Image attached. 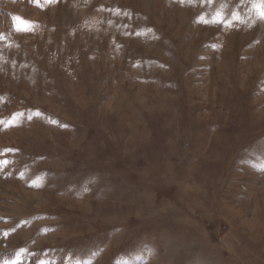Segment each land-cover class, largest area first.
Masks as SVG:
<instances>
[{
	"label": "rangeland",
	"instance_id": "obj_1",
	"mask_svg": "<svg viewBox=\"0 0 264 264\" xmlns=\"http://www.w3.org/2000/svg\"><path fill=\"white\" fill-rule=\"evenodd\" d=\"M261 11L0 0V264H264Z\"/></svg>",
	"mask_w": 264,
	"mask_h": 264
},
{
	"label": "snow or ice",
	"instance_id": "obj_2",
	"mask_svg": "<svg viewBox=\"0 0 264 264\" xmlns=\"http://www.w3.org/2000/svg\"><path fill=\"white\" fill-rule=\"evenodd\" d=\"M181 2L183 3V0H181ZM260 16L262 19H264V11L260 12ZM12 21H13V27L16 31H27L28 30V25L27 22L23 21L22 18L20 17H12ZM19 117L17 116H13L12 119L10 121L7 122L6 126H15V121L18 119ZM31 117H29L30 119ZM5 122L0 121V124H4ZM7 164V161H3L0 162V166H4ZM261 171H264V168L261 169ZM24 250L21 249L18 253H17V260H16V264H21V260L20 257L23 255ZM42 264H47V262H42Z\"/></svg>",
	"mask_w": 264,
	"mask_h": 264
}]
</instances>
